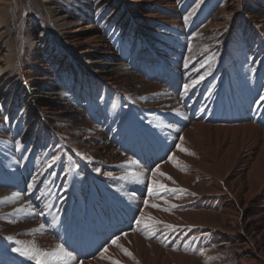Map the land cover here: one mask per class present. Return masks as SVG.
I'll return each mask as SVG.
<instances>
[{
  "label": "bare ground",
  "instance_id": "obj_1",
  "mask_svg": "<svg viewBox=\"0 0 264 264\" xmlns=\"http://www.w3.org/2000/svg\"><path fill=\"white\" fill-rule=\"evenodd\" d=\"M12 1L0 0V264L60 243L67 264H264V0H206L189 22L179 0H80L74 13L49 1L64 42L32 19L26 56Z\"/></svg>",
  "mask_w": 264,
  "mask_h": 264
},
{
  "label": "rangeland",
  "instance_id": "obj_2",
  "mask_svg": "<svg viewBox=\"0 0 264 264\" xmlns=\"http://www.w3.org/2000/svg\"><path fill=\"white\" fill-rule=\"evenodd\" d=\"M57 2L58 4L64 6L67 10L69 8V12H79L80 7L77 5H74V3H80V5L83 6V3L80 0H13L10 5V12H9V19H8V27L10 30V40H13L16 38V40L19 41L21 49L23 50V56H26L28 54L27 50V28L29 27L30 22L32 19L37 20L38 23H40L46 30V34L50 38V43H62L64 42V35L61 32H58L54 28H52V25L49 20V15L47 11V5L48 2ZM206 0H193L191 3L185 4L183 0H179V5L181 7L187 6L185 9L187 10V15L185 16L186 22H189L194 15H196L200 9L202 8V3ZM67 3V4H66ZM72 5V6H71ZM197 5H199L197 7ZM72 7L74 8L72 10ZM21 12V20H18V16ZM23 13V14H22ZM104 14V10H97L96 17L97 21L100 23L102 29L108 34L111 41L114 45L117 46V48H120L124 43L122 42V38L119 37L116 33L111 32L112 28L108 25L107 22H102L101 18ZM50 21V20H49ZM13 38V39H12ZM17 113L14 116L13 121L17 118ZM16 126V124H14Z\"/></svg>",
  "mask_w": 264,
  "mask_h": 264
},
{
  "label": "snow or ice",
  "instance_id": "obj_3",
  "mask_svg": "<svg viewBox=\"0 0 264 264\" xmlns=\"http://www.w3.org/2000/svg\"><path fill=\"white\" fill-rule=\"evenodd\" d=\"M199 5H197L198 7ZM187 19V18H185ZM187 67V65H185ZM210 71V69H209ZM200 79H203V77H200ZM199 83L198 80H194L192 81V84L195 85ZM190 87V85H185V94H187L188 88ZM261 102H264V95H261L259 98V101H257L258 104H260ZM182 139V138H181ZM17 146L19 147V143L17 144ZM177 148H180L181 151L186 152L187 149L181 148V146L178 144L176 145ZM169 159H173V157H169ZM132 163H136L135 161H133ZM157 169H154L153 172L155 173V171H157ZM99 171V170H97ZM134 179H138L139 177L136 174H130ZM161 175H165L164 173H161ZM168 179H172L170 176L168 177ZM155 183V182H154ZM29 187H34V185H29ZM160 189H167L166 185L160 184L159 185ZM168 191H184L183 189H167ZM153 189L149 188V192H152ZM18 194L17 193H13L12 196L16 197ZM145 203L147 204V201H145ZM153 208H157L159 207V205L153 204L152 205ZM172 207H177V205H172ZM168 209H165V211H167ZM17 211H24V209H18ZM43 213H41L42 215ZM153 219V222L156 224L162 223L161 221H156L154 220V218H150ZM137 223H140V221H137ZM168 228H174V225H170L167 224L165 225ZM44 225H40V228H43ZM124 235H127L126 233ZM154 235V233H153ZM8 239H11V237H8ZM118 240L119 237L114 238L111 242L112 244H115L117 246L118 245ZM13 251L19 253L21 256H24L28 259H32L36 261V264H49V261L51 260H55V261H62L64 262V264H67L68 261H75L76 260V256L73 254L72 251H69L67 248H65L64 244L60 243L57 244L55 246L54 249H52L51 251H46V250H41L38 248H31V249H22L20 247L13 249ZM105 251H107V249L105 248ZM124 252L126 255H131L130 252L127 251V249H124ZM80 264H83V262L81 261ZM114 264H120L119 261H115Z\"/></svg>",
  "mask_w": 264,
  "mask_h": 264
}]
</instances>
